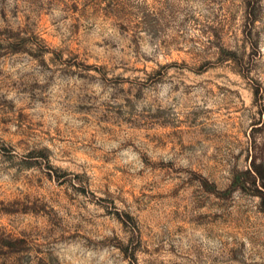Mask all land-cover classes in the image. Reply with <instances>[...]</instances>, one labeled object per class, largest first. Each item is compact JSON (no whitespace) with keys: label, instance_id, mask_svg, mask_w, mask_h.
<instances>
[{"label":"rangeland","instance_id":"rangeland-1","mask_svg":"<svg viewBox=\"0 0 264 264\" xmlns=\"http://www.w3.org/2000/svg\"><path fill=\"white\" fill-rule=\"evenodd\" d=\"M261 101L264 0H0V264H264Z\"/></svg>","mask_w":264,"mask_h":264},{"label":"trees","instance_id":"trees-1","mask_svg":"<svg viewBox=\"0 0 264 264\" xmlns=\"http://www.w3.org/2000/svg\"><path fill=\"white\" fill-rule=\"evenodd\" d=\"M254 96L256 101L262 99V95L260 94L259 87L254 88ZM259 114L263 117V120L260 127H264V105L263 101L259 103ZM259 127H254L256 131ZM254 146L253 149L249 152V160L250 166L248 169L239 172L236 174L228 189L224 191L218 190L217 186L214 183H211L207 178L200 176L199 181L202 187L217 196H227L226 194H230L234 191H242L248 193L250 195L259 197L261 199V206L264 210V149H258L256 146L255 140L253 141ZM259 151H258V150Z\"/></svg>","mask_w":264,"mask_h":264}]
</instances>
